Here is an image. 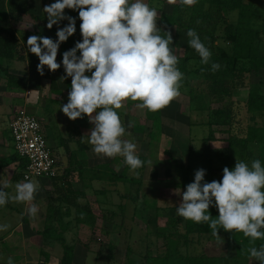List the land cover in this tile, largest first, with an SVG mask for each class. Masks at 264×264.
Returning a JSON list of instances; mask_svg holds the SVG:
<instances>
[{"label": "rangeland", "instance_id": "1", "mask_svg": "<svg viewBox=\"0 0 264 264\" xmlns=\"http://www.w3.org/2000/svg\"><path fill=\"white\" fill-rule=\"evenodd\" d=\"M45 1L32 0L31 11L23 15L21 22L13 21L12 23L16 29L19 27L25 30L18 33L22 41L20 53L25 55L27 53V39L34 35L30 30L36 25L41 27L42 24L48 23L47 14L45 12L42 14L43 9H41ZM244 1L243 9L227 12V21H223V18L217 19L218 21L206 26L205 30H211L215 34V43H219L226 51L232 52L233 45L224 36L225 25L252 27L258 31L259 50L264 52V0ZM179 3L180 0H177V3L173 4L174 9L170 7L163 24L171 30L173 44L169 47L173 54L191 57L189 66L195 69L202 64L201 58L194 49L190 48L188 45L190 38L186 30L179 25L181 15L176 7ZM34 11L39 13L36 14ZM33 16L38 18L35 19ZM40 27V32L37 30L35 35L51 38L54 42L58 40L57 31H49ZM210 44L204 45L210 50L211 55L218 53V47ZM79 55L77 53V56ZM62 60L63 54H57V63L61 67L55 72L60 78L61 85L67 89L66 79L61 80V77L66 75ZM11 70L19 72L20 75H28V62H19L16 67L12 66ZM192 71L189 81L181 84L180 95L163 108L160 122L163 126H159L158 122L150 117L147 109L137 108L136 103L130 99L126 100L124 106L117 110L126 133L131 134L130 136L126 134L123 139L132 140L137 145V156L140 159L141 157L146 158V160L141 159L144 162L143 167L132 170L121 156L109 158L94 154L93 157L87 158L85 170H93L94 173V170L98 172L99 165L111 164L117 172L127 171L128 175L135 178L138 184L130 185V182L108 177L102 178L95 185L81 179L78 181L73 179L74 184L68 181L69 184L66 186L72 190L85 191L86 196L78 195L79 200L91 203L98 220L94 225L72 222L67 230V239L73 245L72 256L76 264H146L148 255L165 253L167 249L166 231L170 230L177 231V236L181 238L180 247L185 254L217 256L221 258L218 264H259L255 258L240 259L235 256V251L230 253L226 238L222 234H218L222 240L217 237L211 239L207 234L197 233L189 234L187 238L181 237L185 236L186 232L185 219L177 215V207L182 202V192L186 191L185 184L194 182L197 170H205L202 183L222 181L223 169L228 167L232 170L237 160H241L234 154L227 140L232 132L231 126L229 124L213 126L208 124L210 109L229 108L235 117L233 129L236 133L244 135L249 122L246 101L252 91L264 93V68L249 72L245 85L236 87L233 95L228 97L212 95L208 88V78L202 72ZM2 77L0 80L6 87V92L2 93L8 95L11 89H9L6 77L4 79ZM16 88L18 89L15 92L21 99L29 100L30 98V101L34 99V95L29 93L32 88ZM53 98L56 99L59 96L55 95ZM33 103L29 105L30 108L17 105L16 109L38 115L46 130V116L44 117L38 104ZM15 114L14 111L6 116L0 114V122L10 123ZM130 122L132 127H128ZM89 123L91 127H94L91 122ZM47 137L48 139L56 137L55 140L58 142L57 136L48 134ZM211 137L212 139L209 140ZM85 140L86 138L83 139ZM50 143L53 144L52 141ZM54 144V148L57 149L56 142ZM249 148L256 158L264 152L260 142L250 143ZM191 152H196L199 157L190 160ZM57 154L64 170L67 166L64 165L65 160L61 159L58 152ZM253 160L250 158L245 162L250 166ZM148 161H151V164ZM42 185L48 188L47 190H51L49 189L51 183L43 181ZM47 202V195L44 192V195L38 198L37 204L41 217ZM60 204L66 205L63 201H60ZM14 218L0 217V225H9L8 221H14ZM71 220L73 221V216ZM37 225L41 227L43 222ZM3 232L0 231L5 235L6 231ZM21 235L13 240L11 256L6 255L5 259L2 256L5 251L2 253L1 250H6V246L4 247L6 241L0 235V264H7L9 258L13 260V264H62L63 247L60 243L53 241V244L48 245L46 243L48 241L43 240L44 243H41V239L35 238L34 247L27 249ZM262 244H264V239L251 241V247L258 249Z\"/></svg>", "mask_w": 264, "mask_h": 264}, {"label": "clouds", "instance_id": "2", "mask_svg": "<svg viewBox=\"0 0 264 264\" xmlns=\"http://www.w3.org/2000/svg\"><path fill=\"white\" fill-rule=\"evenodd\" d=\"M197 2L180 0L187 6ZM65 9L79 10L83 39L63 53L66 76L61 80L71 77V91L62 111L73 121L88 116L94 125L88 142L95 154L109 158L121 156L130 169L141 168L144 162L136 154L137 145L123 139L131 134L126 133L117 110L130 99L139 101L137 108L156 112L180 95L184 74L177 68L178 57L169 47L173 44L172 36L169 32L166 36L159 34L158 12L144 0H56L43 11L47 13L49 29L61 20L69 21L67 26L58 29V40L54 42L37 35L27 39L28 50L39 59L40 75H44L45 66L53 72L61 67L57 63L60 43L76 31L75 19L65 16ZM187 36L188 45L198 53L201 63L208 64L211 52L196 31L189 29ZM219 68L218 63L211 64L213 72ZM31 93L36 95L37 90ZM128 127H132L131 122ZM204 176L205 170L196 171L194 182L181 194L177 215L198 224L207 223L212 235L219 239L220 228L243 233L253 242L264 239V166L261 161L255 159L249 166L237 160L234 169H223L222 181L202 183ZM38 189L39 182L26 176L24 182L16 183L14 195L0 190V206L9 200L30 203ZM213 202L219 212L216 218L208 211ZM28 212L35 216L37 206L32 204ZM9 227L0 225V231ZM249 254L259 264H264V244L259 249L251 247ZM7 264H13V260L9 258Z\"/></svg>", "mask_w": 264, "mask_h": 264}, {"label": "trees", "instance_id": "3", "mask_svg": "<svg viewBox=\"0 0 264 264\" xmlns=\"http://www.w3.org/2000/svg\"><path fill=\"white\" fill-rule=\"evenodd\" d=\"M249 8H251L250 5ZM178 12L181 15L180 27L188 32L189 29L195 30L202 43H211L218 47L219 52L213 53L208 64H200L195 69H191L190 59L186 55H179L177 68L184 74L181 84L189 81V75L196 70L202 72L208 78L209 92L212 95L220 97H228L233 95L236 87L245 85L249 72L258 71L264 68V52L259 50V34L258 31L252 27L239 26L233 24H226L225 39L233 45L232 52L226 51L219 43H215V34L211 30H205L206 26H210L217 19L223 18L227 21V12L231 10L243 9L245 7L244 0H198L193 6H187L179 3ZM29 10V0H0V75L6 77L8 85L11 87H27L40 88L42 80L47 78L50 80V87L57 93H61L59 89L58 80L54 76V72L50 71L47 66L44 67V75H40L37 71L39 59L35 54H32L28 48L26 55L20 53V39L18 33L24 29H16L12 25L13 21L21 22L23 15ZM71 17L75 19V24L78 29L75 33L79 34V38H68L67 41L62 42V50L69 51L75 47L77 42H82V34L80 31V24L82 21L79 18V10H72ZM37 19V16H33ZM183 21V22H182ZM67 23L69 21L67 20ZM157 26L161 29L160 35L166 36V33L171 31L162 27L161 20H157ZM28 31V30H27ZM32 34H36V28L32 30ZM172 36V34H171ZM173 39V38H172ZM210 44V45H211ZM18 57L27 60L29 71L28 75H18L11 73L7 67L4 66V59H12ZM218 63L220 68L218 71L211 70V64ZM66 76V75H65ZM68 89L71 90V78H65ZM134 102V101H133ZM139 103V101H135ZM247 111L249 114V122L246 133L244 135L238 134L233 129L234 116L231 114L229 108L210 109V118L208 124L224 125L229 124L232 129L231 135L227 140L234 154L239 159L245 160L259 159L264 166V152L256 158L254 153L249 148L250 143L260 142L264 150V93L252 91L246 101ZM163 109L151 112L149 115L152 119L158 122L159 126H163L160 122L163 116ZM163 122V121H162ZM164 124V123H163ZM72 137V136H70ZM78 137H75V139ZM212 137L209 139L211 140ZM68 152V163L63 170L62 162L58 158V165L60 166V174L57 177L50 178L55 182V189L58 194L52 197L48 204V220L44 230L41 231L46 239H52L60 243L63 247L62 264H76L73 261V245L67 239V230L70 228L72 222L77 224L97 223V216L94 213L90 202H81L78 195L86 196L84 190H72L63 183H68V177L73 172H78L83 175L85 164L87 160L78 158L77 153L71 150L70 146H66ZM196 152L189 154V159L198 158ZM255 157V158H254ZM14 159L20 161L19 174L23 177V172L26 167L27 160L21 157L17 152ZM141 159L146 160L145 157ZM144 165V164H143ZM143 167V166H142ZM105 175V176H104ZM96 176L99 178L108 177L109 179H117L123 182H133L135 178L128 175L127 171L122 170L117 172L111 164H104L98 166ZM188 183L185 184V188ZM76 194V195H75ZM63 201L66 205L60 204ZM209 213L213 218L218 217L219 212L215 204L210 205ZM73 216V221L71 220ZM183 219V218H182ZM178 220V219H177ZM184 220V219H183ZM181 221V218H180ZM185 236L189 234H212V231L207 223H195L191 220H185ZM166 246L167 249L163 255H148L147 264H218L221 258L210 255H190L182 251L181 238L177 236V231H166ZM218 234L224 235L227 241V248L229 252L235 251V256L240 259H250L249 249L251 248V238L245 237L243 233L227 232L220 228ZM255 242V241H254Z\"/></svg>", "mask_w": 264, "mask_h": 264}, {"label": "crops", "instance_id": "4", "mask_svg": "<svg viewBox=\"0 0 264 264\" xmlns=\"http://www.w3.org/2000/svg\"><path fill=\"white\" fill-rule=\"evenodd\" d=\"M56 0H46L43 6H41V9H44L45 6H50L52 3H55ZM146 4H148L150 7L156 8L158 12V19L161 20L162 22V27L165 28L166 30H170L168 27L164 26L163 20L165 19L164 17L167 15L168 10L170 7L174 9L173 4L177 3V0L174 2H170V0H144ZM31 5H32V0H29V11H31ZM36 10V9H35ZM27 12V13H28ZM34 13L38 14L39 12L34 11ZM44 11L42 12V14ZM65 16L71 17V11L70 9H65L64 10ZM26 14V13H25ZM47 14V13H46ZM15 22V21H14ZM4 22L0 21V24H3ZM67 19L61 20L58 22V24H55L52 26L51 29L47 27V24H42L47 30H54L55 32L58 31V29L63 28L67 26ZM46 25V26H45ZM40 26L36 25V31L39 29ZM40 27V28H41ZM76 30L78 29V25L75 24ZM171 31V30H170ZM19 39L20 35L18 34ZM41 36V35H40ZM70 38L77 39L79 38V34L74 33ZM56 41V40H55ZM20 44L22 46V41L20 39ZM59 46L58 49V55H62L66 50H62V47ZM78 54L79 51H77ZM4 66L9 69L11 73L14 74H19V72H14L12 71V66L16 67L19 62H24L26 63V60L20 59L18 57L12 58V59H4ZM86 75H91L90 72H86ZM20 75V74H19ZM54 76L58 80L59 83V89L61 90V93L55 92L54 90L51 89L50 87V82H47V78H44L42 80V84L40 88H32L31 90L35 89L37 90V94L34 95V99L30 101H27L26 99H21L18 97L19 95L17 92H15L18 88L16 87H9L11 90L8 91V95H4L2 92H6V87L4 86L3 82L0 80V114L10 115L12 111L19 113L21 111H17L16 109L17 105H25L30 108V104H38L40 107V110L44 117L46 116V130L44 127V132L46 136L49 134H52L53 136H57L58 142L55 140V138L51 137L48 139V142L50 146L52 147V150L57 154L61 156V159H64V165L66 166L68 163V152L66 146H70L71 150L77 153L78 158L80 159H85L91 158L94 156V152L92 150V145L88 142V134L90 133L91 125H89L90 121L87 115H84L83 118H78L75 121L69 119L62 111V106L68 103V98H69V92L71 91L70 89H65L60 82V78L57 75V73L54 71ZM2 77V76H1ZM0 77V79H1ZM71 78V77H70ZM4 79V77H2ZM68 90V91H67ZM11 93V94H10ZM31 95V91L29 92ZM55 95H58L59 98L54 99L53 97ZM45 96V98H44ZM67 98V100H66ZM62 99H65V101H62ZM67 102V103H66ZM32 114H35L33 112H30ZM36 115V114H35ZM38 116V115H37ZM4 120H2L3 122ZM83 134V135H82ZM82 135V136H81ZM72 136V137H70ZM75 137H78L75 139ZM48 138V137H47ZM83 141V139H85ZM50 141L53 142V144L50 143ZM56 142L57 149L54 148L53 145ZM57 151V152H56ZM15 145H14V139L11 133L10 129V123H7V121L4 123L0 122V190H4L5 192L9 193L10 195L15 194V185L18 182H24V179L21 178V175L19 174L20 170V161L17 159H14L15 157ZM58 155V154H57ZM63 165V164H62ZM62 167V166H61ZM63 168V167H62ZM91 173V174H90ZM95 173V174H94ZM85 170L83 172V175H80L77 171L73 172L69 175L68 181H71L73 184L75 181L73 179H76L78 181L79 179L81 180H86L89 182V184L95 185L101 178L96 176V171L94 170ZM34 180H37L39 182V189L34 195V200L30 203H25V202H15L12 200H9L6 205L0 206V217H8V218H14V221L9 220L10 222V227L6 230L5 235L1 234L4 237V240L6 241V244H4V247L6 246V250H1L3 254V258H6V255L11 256V245H13V240L20 236L22 234L23 241L25 242V248L31 249L35 245V238L41 239V243H44L43 240L48 241V245L53 244L52 239H46L42 235L41 231L44 230L45 225L48 220V204L49 201L52 197H56L58 192L55 189V186L52 181L49 178H34ZM46 181V183H51V189L50 191L47 190L48 188H45L44 185H42V182ZM65 185L69 183H63ZM78 184V183H77ZM138 183L130 182V185H135ZM5 185H8L7 187H4ZM47 195V204L42 212V217L39 212L35 216H31L28 212V209L31 207L32 204H35L37 206L38 204V198L40 195ZM5 212V213H4ZM17 217V218H16ZM41 219V220H40ZM43 225L40 227L37 224L42 223ZM4 233L3 231H1ZM208 237H211V239H215L216 236H213L212 234H207ZM223 237V236H222ZM8 245V246H7ZM25 248H23V251L25 252ZM26 264V263H24ZM147 264V262H146Z\"/></svg>", "mask_w": 264, "mask_h": 264}, {"label": "built area", "instance_id": "5", "mask_svg": "<svg viewBox=\"0 0 264 264\" xmlns=\"http://www.w3.org/2000/svg\"><path fill=\"white\" fill-rule=\"evenodd\" d=\"M31 90H29L30 92ZM10 129L16 152L27 160L23 178H54L60 174L57 155L53 152L38 116L21 111L12 117Z\"/></svg>", "mask_w": 264, "mask_h": 264}]
</instances>
